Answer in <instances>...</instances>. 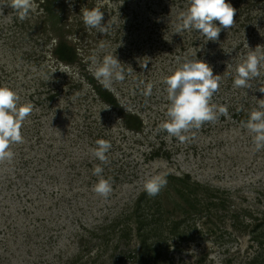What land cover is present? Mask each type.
Returning a JSON list of instances; mask_svg holds the SVG:
<instances>
[{
    "label": "rangeland",
    "instance_id": "rangeland-1",
    "mask_svg": "<svg viewBox=\"0 0 264 264\" xmlns=\"http://www.w3.org/2000/svg\"><path fill=\"white\" fill-rule=\"evenodd\" d=\"M10 2L0 0V86L14 90L19 105L31 103L34 110L22 125L24 142L10 145L14 158L0 162V264H72L79 256L80 264H112L119 232L109 237L110 226L130 216L145 180L162 173L188 175L191 185L202 188L199 198L219 194L227 201L225 218L195 217L188 240L177 244L169 235L167 256L173 264H196L203 256L202 264H225L230 258L231 264H242L252 255L256 247H249L247 233L228 215L240 211L242 222L255 224L249 211L252 218L264 213V149H255L239 120H247L264 99L259 91L264 69L250 81L251 88H236L233 80L250 49L259 46L264 54V0H226L236 9V21L217 41L195 30L175 33L189 0H34L24 21ZM94 8L104 14L105 33L83 22L84 11ZM60 42L72 48V63L56 59ZM108 54L121 62L125 79L105 88L92 74L93 57L100 62ZM185 58L203 60L221 75L212 103L226 106L228 114L188 133L192 138L181 143L159 125L170 103L164 79ZM94 83L117 104L103 102ZM149 83L152 92L145 96ZM125 114L140 119L141 131L127 129ZM101 138L112 145L108 164L91 151ZM155 152L159 157H152ZM96 165L112 178L108 199L93 191ZM167 181L159 194L169 193ZM128 224L129 244L120 248L138 250L136 224ZM222 231L219 245L216 235Z\"/></svg>",
    "mask_w": 264,
    "mask_h": 264
},
{
    "label": "clouds",
    "instance_id": "clouds-1",
    "mask_svg": "<svg viewBox=\"0 0 264 264\" xmlns=\"http://www.w3.org/2000/svg\"><path fill=\"white\" fill-rule=\"evenodd\" d=\"M9 6L17 12L18 19L24 21L34 8V0H11ZM103 12L99 8L86 10L83 13V22L86 27L96 28L101 33L107 31L102 24ZM236 9L226 0H189V7L178 16L176 32L195 30L206 37L207 41H217L222 29H229L235 24ZM218 22V24H217ZM101 48L104 44L101 43ZM248 47V44H247ZM249 48V47H248ZM92 74L105 88L113 81L125 79L124 69L116 55H105L102 61L97 62ZM264 69V54H259V46L249 50L242 62L235 68L233 86L236 88H251L253 79L261 76ZM221 75H214L208 63L200 59L185 58L179 67L169 76L165 77L167 85V119L161 122L159 130L167 132L181 143L192 137L188 135L193 130H199L205 123H215L220 115H227L226 106L212 103L213 96L219 91ZM153 85H146L143 92L150 96ZM264 93V87H260ZM19 96L7 86H0V162L11 161L14 153L9 150L10 145L22 144L24 138L21 132L23 122L30 117L34 110L31 103L19 105ZM241 125L252 134L255 149H264V99H260L257 107L248 113V119ZM92 154L102 164H108L111 142L97 139ZM104 169L100 165L93 168L92 174L98 177L93 191L98 196L108 199L113 191L112 178H105ZM167 174H155L148 177L143 184V191L148 197L159 195L167 186Z\"/></svg>",
    "mask_w": 264,
    "mask_h": 264
},
{
    "label": "trees",
    "instance_id": "trees-1",
    "mask_svg": "<svg viewBox=\"0 0 264 264\" xmlns=\"http://www.w3.org/2000/svg\"><path fill=\"white\" fill-rule=\"evenodd\" d=\"M44 2L45 1H43V3ZM54 55L56 59L61 62L69 64L73 62L74 52L72 48L63 42L57 45L54 50ZM90 80L91 78H89V81ZM91 82H93V80H91ZM93 87L96 94L103 102L108 105L117 104L112 94L101 85L94 83ZM123 117L127 129L134 132L141 131L142 124L137 116L125 114ZM239 120L246 121L243 117H239ZM152 157L156 158L159 157V155L155 152ZM167 177L171 184L168 186L170 189L167 190L169 193L148 197L147 194L143 192L138 197L130 216L123 215L114 221L113 226H110L109 229L111 231H108L106 235L110 237L112 232H117V230L119 232V241L114 244L112 249V256H114V258H112V264H124L125 262L131 264H173L172 257L167 256L168 245L166 243L169 235L173 236V238L175 237L176 241H178L177 244H179L189 239L187 230L194 226L192 222L195 217L199 218L202 213L211 218H219L220 216L225 218L227 216L225 214L227 201L221 198L222 195L207 194L205 197L199 198L197 190L202 188L199 184L191 185L188 175L184 177L167 175ZM209 192H211V190ZM167 205H170V207H167ZM178 213L182 215L181 218L179 215L177 216ZM248 215L250 219L255 221V224H251V222H242L240 220V218H242L240 211L228 215L232 220L231 223L233 226L236 224L237 230H240V226H242L245 230L244 232L247 233L249 242L251 243L249 247H256L254 253L248 256L242 264H264V213L260 218L257 216L252 218L250 211ZM128 221L136 224V235L140 244L138 250H123L120 248L121 245L126 244L128 246L129 244L128 237H130L131 227ZM123 224L124 226H122ZM163 228H165L164 231ZM180 228L183 229L181 232ZM224 232L225 231H222L221 234L216 235L219 245L222 244ZM210 233L213 234L212 231H210ZM102 239L106 240L104 238ZM78 258L74 259L72 264H80ZM204 262V256L196 260V264H202ZM224 262H226L225 264H231L233 263V259L230 258ZM91 263L95 262L93 261Z\"/></svg>",
    "mask_w": 264,
    "mask_h": 264
}]
</instances>
